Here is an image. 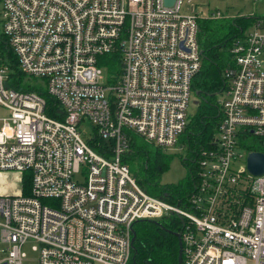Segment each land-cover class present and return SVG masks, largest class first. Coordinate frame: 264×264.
Instances as JSON below:
<instances>
[{"label": "built area", "instance_id": "built-area-1", "mask_svg": "<svg viewBox=\"0 0 264 264\" xmlns=\"http://www.w3.org/2000/svg\"><path fill=\"white\" fill-rule=\"evenodd\" d=\"M195 2L0 0L17 61L0 53V264H22L28 241L39 264H129L136 225L165 219L182 264H264V174L248 168L264 153V18L229 49L209 146L196 157L187 146L190 189L153 195L125 161L134 136L167 152L187 132L199 20L225 16ZM117 54L112 74L103 60ZM15 72L40 84L14 87Z\"/></svg>", "mask_w": 264, "mask_h": 264}, {"label": "trees", "instance_id": "trees-1", "mask_svg": "<svg viewBox=\"0 0 264 264\" xmlns=\"http://www.w3.org/2000/svg\"><path fill=\"white\" fill-rule=\"evenodd\" d=\"M225 16L223 18L209 17L199 20L200 43L204 52V61L202 69L194 81L193 88L195 93L199 92L200 101L198 102V111L191 118L187 132L184 135L190 155L193 157H196L203 148L209 146V142L215 134L220 118V104L217 102L216 96L226 87L224 70L231 63L229 49L233 41L238 36L243 35L246 30L244 25L239 24L244 18L229 19ZM257 18H264V15L252 17V20L256 21ZM0 53L8 56L10 60V56H12L14 59V62L11 60L12 66L15 68L16 58L6 45L2 35H0ZM103 62L108 67V72L118 73L120 69L119 54L110 55L104 58ZM15 75V81L18 80V82L13 86L18 87L21 84L18 79L20 74L15 72ZM132 147V154H141L146 158V162L141 167L144 179L140 180V183L148 192L162 197L173 192L174 197H177L178 195H184L190 189L196 166L194 162L183 159V163L188 169L186 178L189 181H183L178 185H161L157 181V176L168 169L170 164L168 154H164L137 136L133 137ZM131 155L125 159L128 164H130ZM169 197L171 198V196ZM142 224H147V227H142ZM139 225L141 227L136 231L135 250L129 264H178L179 240L177 236L154 222ZM162 225L174 231L177 223L165 219ZM141 228L143 229L141 230Z\"/></svg>", "mask_w": 264, "mask_h": 264}, {"label": "rangeland", "instance_id": "rangeland-1", "mask_svg": "<svg viewBox=\"0 0 264 264\" xmlns=\"http://www.w3.org/2000/svg\"><path fill=\"white\" fill-rule=\"evenodd\" d=\"M203 1L204 0H196L195 3L200 4V2ZM205 2L206 5L200 4V8L197 7L198 9H196L195 12L199 13L202 16H207L210 14V12L212 13L220 10L224 15H226L225 17L229 19L244 18L243 21L239 22V24L244 25L246 29L245 32H249L252 30L253 24L255 22L254 20H252V17H258L264 15V0H227V1L208 0ZM183 12L191 13L188 12L187 5L183 7ZM10 57L11 60L14 62L12 56ZM18 79L20 80V82H26L30 86H37L38 84H40L38 79L27 78L24 75H20ZM102 82L109 83V76L106 70L104 71V77ZM222 97H223V93L221 91L216 96L217 102L220 103ZM197 98L198 97L196 96L194 91L192 93L191 103L189 107L190 119L193 118L198 111L199 107H198V102H196ZM81 131L83 137H85L86 139H89L92 135L91 126L88 122L82 124ZM150 145L160 150L164 154L167 153L170 159V164L168 169L164 171L160 176H157V181L161 185H174V184L178 185L183 181H189L186 178V176L188 175V169L183 163V158L186 156V154H188V149H187L188 143L183 135L179 138V141L175 145V147L169 149L167 152H164L163 149L155 147L152 144ZM144 162H146V158L141 154L139 155L135 153L132 154L130 157L129 165L131 168V174L135 176L138 181L144 179V174L141 171V167L143 166ZM3 185L6 184L4 183ZM148 222L149 221L139 222L136 225L135 231H137V229L141 227V225L139 224L148 223ZM142 227H147V224H142ZM142 229L143 228H141V230ZM34 246H35L34 241H28L27 243L24 244L22 248V252L24 254V259L22 261V264H39L38 252L34 250Z\"/></svg>", "mask_w": 264, "mask_h": 264}, {"label": "water", "instance_id": "water-1", "mask_svg": "<svg viewBox=\"0 0 264 264\" xmlns=\"http://www.w3.org/2000/svg\"><path fill=\"white\" fill-rule=\"evenodd\" d=\"M175 0H166V5L167 6H172L174 4ZM202 53H204L202 51ZM196 96L198 97L196 99V102L200 101L199 98V92L195 93ZM248 168L250 170V172H252L254 175L260 176L262 174H264V153L260 152V151H253L251 153H249V157H248ZM154 223L160 225L161 227H163L164 229H166L169 232H173L178 240H179V256H178V264H182V260H183V241H182V236L180 232H176V231H172L169 230L167 228H165L161 223H159L158 221H153ZM135 239H136V231H134V235H133V244L132 247L135 250Z\"/></svg>", "mask_w": 264, "mask_h": 264}, {"label": "flooded vegetation", "instance_id": "flooded-vegetation-1", "mask_svg": "<svg viewBox=\"0 0 264 264\" xmlns=\"http://www.w3.org/2000/svg\"><path fill=\"white\" fill-rule=\"evenodd\" d=\"M194 163H195V161H193ZM174 231H175V229H174Z\"/></svg>", "mask_w": 264, "mask_h": 264}]
</instances>
